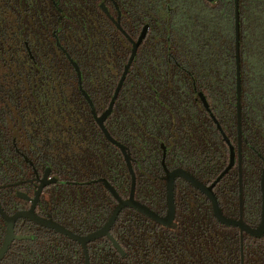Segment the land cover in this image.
<instances>
[{
    "label": "flooded vegetation",
    "instance_id": "flooded-vegetation-1",
    "mask_svg": "<svg viewBox=\"0 0 264 264\" xmlns=\"http://www.w3.org/2000/svg\"><path fill=\"white\" fill-rule=\"evenodd\" d=\"M169 21L167 8L160 15L155 6L145 8L139 0H0V156L19 163L15 172L0 170V192L9 189L17 197L23 193L35 199L42 187L36 214L64 227L66 216L71 223L86 220L92 231H72L85 236L101 229L118 205L105 184L122 200L133 187L126 157L105 130L130 157L135 200L154 212L142 196L136 198V191L138 180L147 177L143 162L154 160L150 154L155 147L162 151L164 179L165 167L169 172L184 170L200 182L195 173L204 178L213 165L219 168L224 132L210 106L205 46L199 52L202 61H187L181 46L172 44ZM242 137L238 125L237 138L227 137L235 152L232 169L239 172V210L232 219L243 215L248 226L257 228L262 192L259 222L252 225L242 176L246 152L250 156L256 150ZM225 143L230 164V145ZM143 147L150 154L145 156ZM169 161L180 165L168 167ZM119 166L130 175L126 198ZM220 175L208 185L202 183L211 186ZM180 181L206 197L177 179L175 203ZM110 196L115 200L112 211ZM18 199L24 203L13 214L33 207L31 201ZM127 210L134 209L126 208L120 216ZM100 239L112 242L102 237L89 243V264V246ZM240 249L242 264L241 232Z\"/></svg>",
    "mask_w": 264,
    "mask_h": 264
},
{
    "label": "trees",
    "instance_id": "trees-1",
    "mask_svg": "<svg viewBox=\"0 0 264 264\" xmlns=\"http://www.w3.org/2000/svg\"><path fill=\"white\" fill-rule=\"evenodd\" d=\"M143 7H156L159 14L170 12L172 44L180 45L187 61L201 60L199 52L205 46L207 76L212 90L211 110L227 137L237 138L236 100V42L235 0H139ZM240 55L242 78V135L256 150L248 156L243 169V190L250 206L252 225L260 218V178L264 167V0H239ZM172 26H171V24ZM167 37V34H166ZM187 54V55H186ZM216 132V131H215ZM217 133V132H216ZM212 134H214L212 132ZM223 138V137H222ZM248 147V146H247ZM247 150V148H246ZM146 156L145 147L142 149ZM149 153V152H148ZM150 154V153H149ZM260 154V157L258 156ZM154 160L143 162V177L137 182L136 198L158 214L166 212V180L161 166L162 151L155 147L150 154ZM229 152L222 139V162L204 178L210 184L229 164ZM4 161V162H3ZM19 163L6 162L0 156V170L15 172ZM168 167L180 164L166 163ZM125 166H119L118 175L124 185L120 190L128 197L130 175ZM114 181V178H111ZM223 213L230 218L238 216L239 172L232 169L216 188ZM0 201L7 214L23 205L9 189L0 192ZM115 200L110 196V211ZM247 205L245 211L247 210ZM83 211L78 212L81 215ZM86 214L88 212H85ZM79 221V220H78ZM82 220L71 223L66 216L62 224L77 234H87L94 227ZM5 222L0 216V246L5 235ZM19 237L0 264H84L79 244L30 221L22 220L16 226ZM112 236L122 251L108 239H100L89 246L90 264H241L240 232L237 228L221 225L213 216L209 200L183 181L177 184L176 220L171 227H161L146 216L127 210L112 229ZM244 264H264V236L244 237Z\"/></svg>",
    "mask_w": 264,
    "mask_h": 264
},
{
    "label": "water",
    "instance_id": "water-1",
    "mask_svg": "<svg viewBox=\"0 0 264 264\" xmlns=\"http://www.w3.org/2000/svg\"><path fill=\"white\" fill-rule=\"evenodd\" d=\"M209 3H215V0H207ZM235 42H236V66H237V81H236V100H237V121H238V131H239V138H241V125H242V76H241V55H240V41H241V35H240V14H239V0H235ZM204 100V99H203ZM206 107L208 109V105L206 103ZM110 113V111L107 113V115ZM106 115V116H107ZM105 133L107 137L110 139V141L121 148L123 151V154L126 157V161L128 163L129 170L133 176V187L131 190V195L127 200H122L118 194L116 193L115 189L108 183L105 184L106 188L111 192V194L117 199L118 205L115 208V210L112 212L110 218L105 223V225L88 235L81 236L73 233L72 231L68 230L64 226L58 224L53 219L49 218H42L35 212V205L37 204L42 187L39 189L35 199H29L25 194L18 193V197L24 200H29L33 203V207L28 211H19L16 212L13 215L7 214L0 201V216L2 217L3 221L6 225V231L5 236L3 239V242L0 246V259H2L9 251L11 245L19 239V237L16 235L15 227L19 220H29L32 223L46 229L53 230L65 237H68L72 241H75L79 243L84 251L85 255V264H89V255L87 250V245L99 238L102 237H108L113 243L116 249L121 251V248L117 244V242L114 240V238L111 236V229L115 225L118 217L120 216L121 212L126 208L134 209L146 217L150 218L154 222L163 225V226H171L174 223L175 215H176V203H175V182L177 179H182L189 184H191L195 189L199 190L201 193H203L211 202L212 210L214 217L216 220L228 227H237L240 229L241 232V241H242V264H244V254H243V242H244V234H249L253 237L260 238L264 235V170L261 175V192H262V208H261V219L260 223L257 228H251L248 226L244 220L243 215L240 216V219H232L228 218L223 214L222 208L220 207L218 198L216 197L214 193V187L215 185L228 174V172L232 169L234 166V159H235V152L233 147L230 145L229 139L224 134L225 141L230 145V164L228 167L224 170V172L220 175V177L217 179L216 182H214L211 186H206L199 180H197L194 176H192L190 173L184 171V170H176L174 172H169L167 168L165 167V162L163 163L165 170H166V182H167V194H166V205H167V211L165 216H160L158 213L152 211L148 207L142 205L141 203L137 202L135 200V187H136V178L134 175V172L132 170L130 157L128 156L124 146L117 143L113 138L110 137L109 133L105 130ZM242 179H240L241 181ZM241 183V182H240ZM241 186V192H242V183ZM242 195H241V210H242Z\"/></svg>",
    "mask_w": 264,
    "mask_h": 264
}]
</instances>
